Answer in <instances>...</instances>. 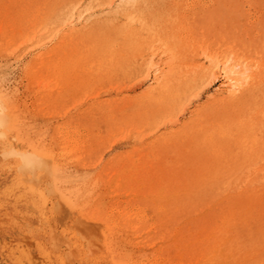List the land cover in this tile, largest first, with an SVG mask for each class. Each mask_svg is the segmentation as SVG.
<instances>
[{"label":"rangeland","instance_id":"1","mask_svg":"<svg viewBox=\"0 0 264 264\" xmlns=\"http://www.w3.org/2000/svg\"><path fill=\"white\" fill-rule=\"evenodd\" d=\"M263 3L46 0L25 18L3 6L0 92L15 104L8 123L16 114L20 128L1 138L0 152L8 142L19 146L20 135L58 149L62 179L20 178L0 153V264H121L136 250L152 264H187L182 246L207 236L229 238L237 264H264V176L254 177L264 171V141L256 156L241 153L229 167L215 156L217 147L230 155L239 145L221 127L237 116L220 107L229 79L244 73L238 81L246 89L264 70ZM61 47L65 64L57 59ZM51 55L60 62L58 78ZM167 81L171 93L160 104L154 97ZM252 90L259 97L264 81ZM69 134L77 146L71 152ZM120 169L161 173L175 184L185 173L194 191L156 235L148 239L145 230L134 246L120 238L125 249L115 260L105 215Z\"/></svg>","mask_w":264,"mask_h":264},{"label":"bare ground","instance_id":"2","mask_svg":"<svg viewBox=\"0 0 264 264\" xmlns=\"http://www.w3.org/2000/svg\"><path fill=\"white\" fill-rule=\"evenodd\" d=\"M43 1L46 0H0V22H5V11L3 6H5L9 11L15 10L14 14L17 18H25V12H27L29 7L31 8L34 6L37 9V13H40V5ZM261 13L262 15L264 14L263 11ZM60 49H62V47ZM62 50V53L57 59H59L60 62L64 59L63 64H65L66 60L63 54L66 53V50ZM51 60V62H55V69H53L57 72L55 77L58 78L57 76L60 74V62L54 60V55H51ZM43 62L44 61H42V63ZM243 64L247 68L249 67L248 64ZM260 66L264 68V63H260ZM232 68L234 69V67ZM232 68L231 71H233ZM247 68L244 69V72ZM238 74L239 73H237L236 77L240 79L243 77L248 78L244 73L240 74L243 76H239ZM253 74V81L251 86L249 88L247 87L248 89L246 88L247 90L245 88L241 89L238 78H230L229 84L232 88L229 89V94L221 99V111L224 112L227 107L232 108L233 110L237 109L236 121L226 122L225 126L221 125V127L223 131L224 129H229L231 132L233 131L231 133L230 139L232 142H236V144L239 142L237 148L230 152V155L226 149H221L219 147L216 148L217 152L215 153V156H218L220 159H222V167H229V158L237 157L241 153L244 155H248L250 153L253 156H256L258 151L257 145L260 143L263 145L264 123L262 119L264 118V107L260 105L259 102H261V99H264V93L260 94V96L258 94L259 97H255L252 89L254 88L255 83L258 87V85L264 81V70L263 73L260 72L257 74L254 72ZM171 87L172 81H167L161 84L154 99L159 101L160 104L167 101L168 95L171 93ZM251 100L253 101V104ZM247 102H249V104H247ZM14 108L15 104L13 100L9 98V95L5 91L0 92V142L3 141L1 138L7 136L10 132L15 131V129L18 127L20 128V125L18 124L19 122L17 120L18 117L15 116L16 114H14V121L10 124L8 123L9 113H15ZM236 126L237 129H235ZM241 129L246 130L244 133H242L243 135L241 134ZM70 136L71 135L69 134V142L66 144L67 151L69 152L74 151V149L77 148V146L71 142L72 139ZM18 142V144H20L19 146L15 145L13 142H8L6 147L2 145L0 153L3 155L1 156V160L3 159V161H5L10 167L16 166V168L20 170V178L23 177L29 181L39 182L47 175L49 176L54 174V178L57 182L62 179L59 170L60 162L59 158L57 157L59 155L58 149L54 154L53 151L51 152V150H49L48 147L44 146L41 142L34 140L32 141L30 139L28 140V138H26L24 135L23 137H21V135L19 136ZM53 159H55L54 166L51 165V160ZM210 163V167L213 169V167H215L213 160H211ZM135 164V161L130 162V165L126 171H129L130 169L133 170ZM117 171L118 170L112 174L110 180H119L121 182L117 183L118 189L114 190L113 187L109 189L113 190L114 198L111 199V202L109 203L110 205L108 206V213L105 215V225L108 229V234L105 238L107 245L106 247L113 259H115L116 253L121 254L122 249L123 251L125 249V247L123 248L122 240H125L124 243L131 241V243L133 242L131 246H134L133 238L141 235L145 230H147L146 233L149 234L147 235L148 239L150 238V235L153 236V234L156 235V233L160 232L161 226L159 223L163 219L164 221L169 219L174 211V206L179 205V203H182V201L185 202L186 198L189 197L194 191V189L190 187L193 185V182L185 180L189 178L185 175V173L180 174V182L175 184L173 179L168 180L165 178L166 175L157 172L139 173V171H133L125 174V169H120V172L118 173ZM202 173L198 170L194 172L198 180L199 178L203 179L201 177ZM260 173L264 176V171H259L254 173V177ZM121 185L123 187H121ZM245 189L246 188H241V190ZM43 192L45 191L43 190ZM106 201L107 200H105V203ZM147 208L151 209V216L146 215L145 210ZM225 216L226 218L224 221L228 222L226 219L230 218L231 216L228 217L226 214ZM216 237L207 236L204 240H200V242H198V239L197 241L190 244V246H182V255H185L184 259H187V264H190V262L191 264H237V253L235 247H233L230 243L229 238L219 239ZM120 238L123 239L121 240ZM86 241L87 243L90 242L89 238H86ZM178 246L180 247V245ZM114 248L117 249L116 252ZM158 249L159 246H157L152 251H158ZM176 251L181 254L179 250ZM230 259H233V261L230 262ZM120 263L152 264L150 260L148 262L143 261L141 258V252H138V250H136L135 256L133 255L130 258L128 256V258H125V260Z\"/></svg>","mask_w":264,"mask_h":264}]
</instances>
